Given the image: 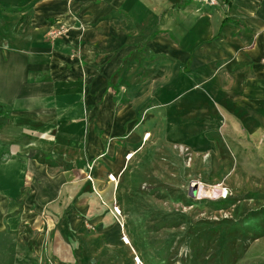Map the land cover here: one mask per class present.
I'll use <instances>...</instances> for the list:
<instances>
[{"label":"crops","instance_id":"0c3cea01","mask_svg":"<svg viewBox=\"0 0 264 264\" xmlns=\"http://www.w3.org/2000/svg\"><path fill=\"white\" fill-rule=\"evenodd\" d=\"M211 6L0 0V264H90L96 243L99 253L132 248L102 203L152 137L160 106L208 153L196 164L225 172L214 184L264 185V0ZM139 21L162 30L144 39L163 60L147 79L144 108L138 96L120 102L109 84L134 55ZM53 27L65 30L51 39ZM258 234L249 252L262 255L264 228Z\"/></svg>","mask_w":264,"mask_h":264},{"label":"rangeland","instance_id":"374dc122","mask_svg":"<svg viewBox=\"0 0 264 264\" xmlns=\"http://www.w3.org/2000/svg\"><path fill=\"white\" fill-rule=\"evenodd\" d=\"M193 1L210 6L218 3ZM143 22L132 26L138 42L134 55L129 53L124 60L125 74H113L109 82L122 103L130 96L143 98L140 108L152 102L151 97H146L151 92L144 89L147 79L155 76L152 68L163 62L149 52L144 41L153 33H161V27L143 26ZM155 37L164 41L168 35ZM130 44L125 49L130 50ZM156 112L150 119L152 137L118 174L116 190L102 203L111 212L114 206L119 207L122 228L132 248L99 253L96 243L90 264H134L135 256L141 264H264V250L262 255L249 252V246L260 241L258 231L264 228V212L258 214L264 210V185L245 188L214 184L212 177L225 172L197 165L196 156L204 159L208 153L196 150L194 134L180 130L178 115L166 113L162 106ZM144 123L131 133L139 132ZM199 178L204 186L192 187ZM83 222L95 232V224L88 219ZM114 257L116 260H112Z\"/></svg>","mask_w":264,"mask_h":264},{"label":"built area","instance_id":"2783aa9c","mask_svg":"<svg viewBox=\"0 0 264 264\" xmlns=\"http://www.w3.org/2000/svg\"><path fill=\"white\" fill-rule=\"evenodd\" d=\"M212 3H213V2H210V4H212ZM64 30H65V29H64L63 27H60V28H54V27H53V28H51V29L49 30V32H48V36H49L51 39H54V38L60 36V35L64 32ZM148 135H149V132H146V133L144 134L143 138L146 139V137H147ZM131 155H132V152H129V153H127V154L125 155V158H126V159H129V158L131 157ZM93 163H94V162H91V163H89V164L87 165V168H88L89 171L92 169ZM87 177H88V178H91V177H90V174L87 175ZM107 179L110 180V181H112V182H116V177H115V175H114L113 173H108V174H107ZM225 195H226V193L224 194V196H225ZM112 213H113L114 217H115L118 221L121 222V220H120V218H121V213H120V209H119L118 206H114V207H113V209H112ZM120 227H121V228L123 227L122 222H121V226H120ZM122 241H123L124 243H126V244H129V240H128V238H127L126 236H124V234H122ZM135 262L138 263V264H141V261H140V259H139L138 256H135Z\"/></svg>","mask_w":264,"mask_h":264},{"label":"water","instance_id":"95a60500","mask_svg":"<svg viewBox=\"0 0 264 264\" xmlns=\"http://www.w3.org/2000/svg\"><path fill=\"white\" fill-rule=\"evenodd\" d=\"M192 187H194V186H192ZM193 190H194V188L191 189L192 193H193Z\"/></svg>","mask_w":264,"mask_h":264},{"label":"bare ground","instance_id":"6f19581e","mask_svg":"<svg viewBox=\"0 0 264 264\" xmlns=\"http://www.w3.org/2000/svg\"><path fill=\"white\" fill-rule=\"evenodd\" d=\"M119 224H120V226H121V222L119 221Z\"/></svg>","mask_w":264,"mask_h":264}]
</instances>
